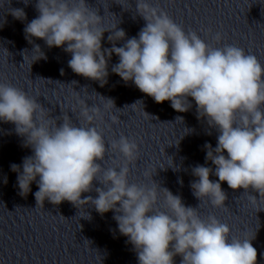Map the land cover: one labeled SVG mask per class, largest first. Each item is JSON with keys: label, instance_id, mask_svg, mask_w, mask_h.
Returning a JSON list of instances; mask_svg holds the SVG:
<instances>
[{"label": "clouds", "instance_id": "obj_1", "mask_svg": "<svg viewBox=\"0 0 264 264\" xmlns=\"http://www.w3.org/2000/svg\"><path fill=\"white\" fill-rule=\"evenodd\" d=\"M36 9L39 15L25 26L26 38L29 43L32 37L43 39L49 48L67 44L64 51L71 53L68 66L74 73L103 86L108 60L115 53L119 63L112 72L125 82L132 81L155 102L171 101L174 110L186 112L191 108L188 97L195 101L198 117L206 118L220 133L214 149L208 143L204 146L206 160L216 166L218 181L210 180L212 168L195 166L192 172L198 179L190 185L195 197L224 207L227 196L221 182L233 190L251 187L264 195V66L255 55L235 45L210 47L195 31L186 33L163 9L146 0L137 3L146 21L138 38L116 47L115 41L126 35L123 29L117 30L108 36L112 47L103 51L104 31L97 27L101 18L85 0H37ZM13 15L26 18L22 9ZM215 39H221L220 33ZM34 50L41 53L36 60L46 59L39 45ZM43 112L36 98L0 83V121L13 123L17 134L25 137V146L33 150V155L23 159L22 171L21 165H10L18 173L20 195L26 196L39 177L34 194L37 206L43 208L48 199L55 205L63 201L75 206L92 204L100 214L114 211L119 232L128 237L139 264H174L176 255L182 256L181 264H257V250L250 240L232 237L229 241V227L215 216L202 220L195 208L186 207L166 188L167 211L158 210L156 188L129 183L128 163L138 157L134 140L123 135L113 140L111 149L118 150L128 163L118 170L105 169L97 161L104 159L108 148L95 126L77 127L69 117L59 126L49 124ZM82 115L91 122L101 112L86 106ZM112 120L117 122V117ZM94 180L104 187L95 188L96 198L82 199V193L93 190ZM84 217L89 218L88 214Z\"/></svg>", "mask_w": 264, "mask_h": 264}]
</instances>
